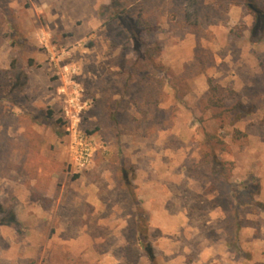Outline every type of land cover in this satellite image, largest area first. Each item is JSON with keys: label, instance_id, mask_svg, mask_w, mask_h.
<instances>
[{"label": "rangeland", "instance_id": "374dc122", "mask_svg": "<svg viewBox=\"0 0 264 264\" xmlns=\"http://www.w3.org/2000/svg\"><path fill=\"white\" fill-rule=\"evenodd\" d=\"M0 264H264V0H0Z\"/></svg>", "mask_w": 264, "mask_h": 264}, {"label": "trees", "instance_id": "16d2710c", "mask_svg": "<svg viewBox=\"0 0 264 264\" xmlns=\"http://www.w3.org/2000/svg\"><path fill=\"white\" fill-rule=\"evenodd\" d=\"M195 3H196V0H185V12H186V18L188 21H191L195 16ZM210 92L212 95L208 98L209 105L215 108L221 107V99L216 97L217 89L215 87H211ZM236 106L237 108H240L239 103ZM48 114L51 115V112L48 111ZM57 122L61 123L60 120H58ZM215 163L217 164V166L220 167V171L223 172L224 166L221 163L217 162L216 160H215Z\"/></svg>", "mask_w": 264, "mask_h": 264}, {"label": "built area", "instance_id": "2783aa9c", "mask_svg": "<svg viewBox=\"0 0 264 264\" xmlns=\"http://www.w3.org/2000/svg\"><path fill=\"white\" fill-rule=\"evenodd\" d=\"M74 144L76 148L73 150L72 159L76 167L84 168L91 159V152L88 145L84 144V137H75Z\"/></svg>", "mask_w": 264, "mask_h": 264}]
</instances>
